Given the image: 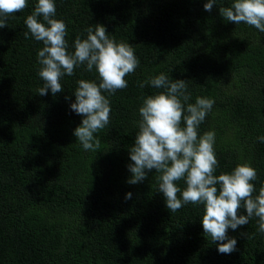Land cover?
Segmentation results:
<instances>
[{"label":"trees","instance_id":"16d2710c","mask_svg":"<svg viewBox=\"0 0 264 264\" xmlns=\"http://www.w3.org/2000/svg\"><path fill=\"white\" fill-rule=\"evenodd\" d=\"M54 2V18L67 26L69 53L77 36L86 38L85 29L100 24L116 42L132 45L139 65L126 75L125 89L102 92L110 122L94 134L100 148L86 151L74 135L83 117L70 105L77 81L99 84L98 73L82 65L61 78L62 92L38 95L43 42L25 24L38 0L9 16L0 29V264H264L256 217L228 230L236 251L221 254L204 234L203 205L171 213L155 169L138 184L127 182L139 108L163 91L140 83L164 73L186 81L188 103L214 100L198 128V135L215 133L214 174L250 164L258 195L264 185V143L258 140L264 136V32L220 15L234 0H217L211 12L204 10L208 0ZM176 184L186 188L183 179Z\"/></svg>","mask_w":264,"mask_h":264},{"label":"clouds","instance_id":"9594fccd","mask_svg":"<svg viewBox=\"0 0 264 264\" xmlns=\"http://www.w3.org/2000/svg\"><path fill=\"white\" fill-rule=\"evenodd\" d=\"M216 3L217 0H208L204 10L211 12ZM27 5L28 0H0V29L8 26L10 15L22 12ZM219 12L226 21L264 32V0H234L229 7L221 6ZM55 16L54 0H38L33 13L25 20L31 36L43 42L37 53L38 75L43 87L37 93L45 96L50 89L55 96L63 91L60 83L63 76L74 75V70L82 65L88 72L95 68L100 83L78 80L73 92L75 102L70 107L83 117L81 125L74 130L77 141L84 150L97 151L100 140L94 134L109 124L111 112L110 101L102 92L113 95L125 89L128 86L125 77L136 70L139 60L130 43L116 42L100 24L86 28V38L77 36L74 52L69 53L65 38L67 26ZM39 17L46 23L40 22ZM147 84L163 91L147 96L139 108V130L130 148L133 163L128 165L132 175L127 182L138 184L155 169L159 173L158 191L163 193L171 213L189 203L203 205L204 234L211 237L221 254L236 251L237 240L228 236V230L247 225L252 217L257 218V231L264 234V185L253 196L256 189L252 182L258 178L256 169L241 163L230 173L215 175L218 167L215 133L198 135V128L212 110L214 100L197 97L194 104L188 103L191 95L186 81H170L164 73L140 83V87ZM258 140L264 143V136ZM182 179L186 183L183 191L176 184ZM131 197L129 192L125 199ZM241 207L247 215H238ZM241 235L249 238L248 233Z\"/></svg>","mask_w":264,"mask_h":264}]
</instances>
